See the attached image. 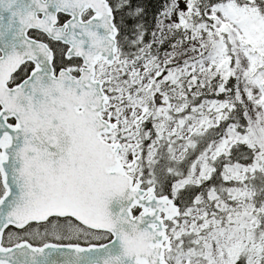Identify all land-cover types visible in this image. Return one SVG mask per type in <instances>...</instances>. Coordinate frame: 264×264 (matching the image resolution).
<instances>
[{
  "label": "snow or ice",
  "instance_id": "1",
  "mask_svg": "<svg viewBox=\"0 0 264 264\" xmlns=\"http://www.w3.org/2000/svg\"><path fill=\"white\" fill-rule=\"evenodd\" d=\"M149 9L0 0V264H264V0Z\"/></svg>",
  "mask_w": 264,
  "mask_h": 264
},
{
  "label": "trees",
  "instance_id": "2",
  "mask_svg": "<svg viewBox=\"0 0 264 264\" xmlns=\"http://www.w3.org/2000/svg\"><path fill=\"white\" fill-rule=\"evenodd\" d=\"M148 3L150 4V11H154L155 8L158 6L159 4V0H148Z\"/></svg>",
  "mask_w": 264,
  "mask_h": 264
},
{
  "label": "water",
  "instance_id": "3",
  "mask_svg": "<svg viewBox=\"0 0 264 264\" xmlns=\"http://www.w3.org/2000/svg\"><path fill=\"white\" fill-rule=\"evenodd\" d=\"M109 209H110V210H113V209H114V204H113V203H110V204H109Z\"/></svg>",
  "mask_w": 264,
  "mask_h": 264
}]
</instances>
